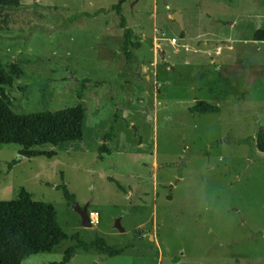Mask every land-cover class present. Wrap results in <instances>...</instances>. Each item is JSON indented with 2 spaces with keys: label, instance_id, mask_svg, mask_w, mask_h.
I'll return each instance as SVG.
<instances>
[{
  "label": "rangeland",
  "instance_id": "obj_1",
  "mask_svg": "<svg viewBox=\"0 0 264 264\" xmlns=\"http://www.w3.org/2000/svg\"><path fill=\"white\" fill-rule=\"evenodd\" d=\"M20 1L0 9V90L17 114L86 111L81 141L34 158L0 146V201L25 190L70 237L23 264L60 262L73 236L123 253L93 247L69 264H264V42L252 39L264 0H131L132 61L119 0ZM197 101L220 113H192ZM77 207L100 224L85 228Z\"/></svg>",
  "mask_w": 264,
  "mask_h": 264
},
{
  "label": "trees",
  "instance_id": "obj_2",
  "mask_svg": "<svg viewBox=\"0 0 264 264\" xmlns=\"http://www.w3.org/2000/svg\"><path fill=\"white\" fill-rule=\"evenodd\" d=\"M130 1L119 0L112 8L121 16L122 27L125 29L122 49L128 61H132L134 57L130 48L140 49V44L132 42L133 31L126 28V20L122 16L123 6ZM21 8L20 0H0L1 10L14 12ZM252 39L264 42V29L257 30ZM1 82L6 83L4 79H1ZM190 111L195 114L210 115L220 113V108L205 101H197ZM85 119L86 111L81 105L57 112L17 114L13 111L11 101L4 90H0V146L21 147L20 156L23 158L43 155L36 149L46 145L57 147L81 141ZM113 137L112 129L104 137V144L100 148L101 159L104 158V154H111L107 142ZM256 146L258 151L264 154V126L260 127L256 134ZM59 189L64 192L68 201H74L75 196L70 194L65 185L60 186ZM69 239L70 237L58 224L57 213L53 206L35 201L25 190L20 191L16 200L0 201V264H23L27 258L50 253ZM71 240L76 244L65 251L60 262L51 264H69L78 251L89 253L93 247L98 253L107 257L119 256L123 253L122 250H115L109 246L100 236H97L92 244L81 241L78 236H73Z\"/></svg>",
  "mask_w": 264,
  "mask_h": 264
},
{
  "label": "water",
  "instance_id": "obj_3",
  "mask_svg": "<svg viewBox=\"0 0 264 264\" xmlns=\"http://www.w3.org/2000/svg\"><path fill=\"white\" fill-rule=\"evenodd\" d=\"M174 19L182 24V19H181L180 15L176 14L174 16ZM161 58H163V54L162 53H161ZM75 210L79 213V215L81 217L82 225L85 228H91L90 223H89V219H88V208L85 207L84 209L80 210V208L77 207ZM115 229L118 230L120 233H124L125 232L124 228L121 225V221L120 220H118L116 222Z\"/></svg>",
  "mask_w": 264,
  "mask_h": 264
},
{
  "label": "built area",
  "instance_id": "obj_4",
  "mask_svg": "<svg viewBox=\"0 0 264 264\" xmlns=\"http://www.w3.org/2000/svg\"><path fill=\"white\" fill-rule=\"evenodd\" d=\"M173 43H175V40L173 41ZM88 219H89V223H90L91 228H95L100 224V215L96 211L89 210L88 211Z\"/></svg>",
  "mask_w": 264,
  "mask_h": 264
}]
</instances>
